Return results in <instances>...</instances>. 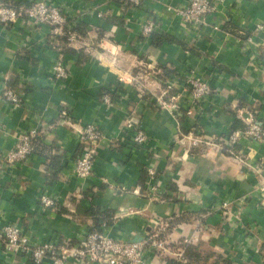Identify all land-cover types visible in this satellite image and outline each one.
I'll use <instances>...</instances> for the list:
<instances>
[{
	"label": "crops",
	"instance_id": "1",
	"mask_svg": "<svg viewBox=\"0 0 264 264\" xmlns=\"http://www.w3.org/2000/svg\"><path fill=\"white\" fill-rule=\"evenodd\" d=\"M34 1L60 8L89 48L56 40L46 25L0 23V234L17 225L33 243L74 242L94 228L90 210L98 207L116 216L108 229L114 238L130 242L163 232L168 251L148 254L150 264L186 262L178 257L184 244L199 246V264H264V140L242 137L236 155L220 146L245 111L264 124V0H224L197 37L169 11L189 0H144L138 7L127 0H0ZM150 19L157 34L174 42L145 37ZM67 48L73 52L60 53ZM61 56L68 80L54 74ZM192 75L213 89L197 116L186 114ZM166 85L182 92L176 114L157 105ZM5 87L19 93L20 105L2 98ZM128 120L148 135L146 145L132 142ZM87 125L97 126L104 140L92 176L81 180L71 171ZM33 128H41L35 154L4 166L5 155ZM191 132L213 144L192 147L185 139ZM52 158L61 168L57 176L49 170ZM150 167L160 200L146 194ZM43 195L59 211L45 208ZM224 201L232 202L231 214L218 209ZM27 260L21 250L7 252L0 236V264Z\"/></svg>",
	"mask_w": 264,
	"mask_h": 264
},
{
	"label": "built area",
	"instance_id": "2",
	"mask_svg": "<svg viewBox=\"0 0 264 264\" xmlns=\"http://www.w3.org/2000/svg\"><path fill=\"white\" fill-rule=\"evenodd\" d=\"M133 6H141L144 0H127ZM224 0H189L183 7H170L176 16L180 17L187 32L195 37L199 36L202 30L209 25L210 17L218 11ZM24 19L33 25H46L51 30L52 36L64 37L70 47L77 49L89 48L78 31L77 25L71 22L62 10L46 1H34L29 4H18L16 2H0V23L10 26ZM159 26L152 19L147 20L142 26V34L151 37L158 33ZM247 42H253L248 38ZM76 48V47H75ZM112 55H114L112 53ZM115 64L113 59H110ZM54 74L59 80H68L71 72L62 59V56L54 66ZM188 92L189 109L188 116L200 115L203 113L202 104L212 96L213 89L209 82L195 76H189L185 82ZM183 97L180 90L174 86L166 85L165 90L157 95V105L171 113L179 111V101ZM2 98L6 101L20 105L22 98L15 90L5 87ZM106 104H111L110 95L103 98ZM63 115H66L64 112ZM38 118H41L37 115ZM242 121L247 125L246 130H234L226 139L221 140L220 146L230 155H236V147L244 136L252 138L253 141L264 140V124L256 118L250 110L242 113ZM41 128H33L25 131L20 136L14 149L10 150L3 158L6 167L17 166L27 162L36 152L38 139L41 137ZM126 129L133 130L132 142L139 145L148 143V135L135 128L134 122L128 120ZM82 152L76 158L71 174L73 177L85 180L92 176L95 157L98 147L104 140L102 131L95 125H87L82 131ZM192 147H199L203 143L213 144L206 141L203 134L191 132L185 137ZM149 182L146 186V194L149 199L160 200L162 190L155 184L156 169H148ZM264 191V186L262 187ZM41 204L49 209H55L57 203L54 199L43 195L40 198ZM218 209L223 214H231L234 209L232 202L224 201ZM236 221H240L239 215ZM156 227L161 228L159 224ZM108 226L102 230H89L77 241L63 242H36L33 243L24 230L17 225H8L2 229L0 234L7 252L23 251L27 257L28 264H44L49 260L51 264H150L148 254L165 253L168 251L167 242L161 236L160 229L149 232L141 242L132 243L123 239L110 236ZM183 259V253L178 254Z\"/></svg>",
	"mask_w": 264,
	"mask_h": 264
},
{
	"label": "trees",
	"instance_id": "3",
	"mask_svg": "<svg viewBox=\"0 0 264 264\" xmlns=\"http://www.w3.org/2000/svg\"><path fill=\"white\" fill-rule=\"evenodd\" d=\"M18 3V2H16ZM18 4H29V3H18ZM54 38L57 40L56 36H54ZM54 39V40H55ZM62 41L66 44L67 40L66 38L62 37L61 38ZM153 39H155L157 42L162 43L164 41H171L174 42V39L167 37V36H163V35H159L157 33L153 34ZM67 52H73V50H71V48H67V49H63L62 54H65ZM247 125L242 121V120H237L235 122L234 125V130H246ZM57 158H52L51 159V164H50V168L49 170H56L55 171V175L57 176L58 174V170H61V168H59L57 166ZM61 208V206L59 204H57L55 206V209L57 211H59V209ZM61 211V210H60ZM90 215L93 217L94 219V228L92 230H102L103 226H112L114 221H115V215L112 211H102L100 208L98 207H94L90 210ZM162 237H164L163 232L161 234ZM182 247L184 248V253H183V260H186V262H182V264H199V260H200V253L198 252L199 246H194V245H190V244H184L182 245Z\"/></svg>",
	"mask_w": 264,
	"mask_h": 264
},
{
	"label": "water",
	"instance_id": "4",
	"mask_svg": "<svg viewBox=\"0 0 264 264\" xmlns=\"http://www.w3.org/2000/svg\"><path fill=\"white\" fill-rule=\"evenodd\" d=\"M142 239H143V237L140 236L138 238H135L134 240H131L130 242H132V243H138V242H141Z\"/></svg>",
	"mask_w": 264,
	"mask_h": 264
}]
</instances>
